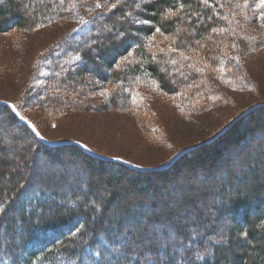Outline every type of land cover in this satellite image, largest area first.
<instances>
[{"label": "trees", "instance_id": "trees-1", "mask_svg": "<svg viewBox=\"0 0 264 264\" xmlns=\"http://www.w3.org/2000/svg\"><path fill=\"white\" fill-rule=\"evenodd\" d=\"M109 4L112 5L110 9L103 6L99 11L85 17L86 25L81 31L87 32H83L82 37L78 32L79 41L67 45L68 50L79 53L80 59L63 70L65 77L58 74L55 82L48 81L46 88L50 93L47 95L45 88L46 99L50 100L52 96L60 93L69 94L72 98L73 94H78L77 90L86 80L99 78L108 83L113 100L119 106L127 103L130 105L128 95L131 92L125 96L124 89L133 90L136 85L152 84L153 86L147 87L176 101L179 95L194 108L195 105L191 104L195 103L200 91L207 94L211 90L205 83L208 70L216 66L217 62L221 64V48L236 42L233 31L243 29L246 17L260 24L255 43L251 41L253 48L264 47V6L257 10L251 9L253 4L248 0H108L106 5ZM246 5L248 8L244 9ZM70 15L66 12L65 4L59 5L56 0H0V33L16 28H36ZM105 23L111 25V32L100 31ZM94 48L99 50L97 58L100 59L99 69L102 73L95 66L92 79L87 77V73L91 71L87 63H95L90 54ZM75 66L77 68L74 69ZM222 66L225 71L231 69L224 62ZM76 70L81 72L76 73ZM70 97L67 99L71 100ZM69 103L72 108L76 106ZM64 104L66 103L61 106L58 102L46 101L45 111L58 113L66 106ZM139 106L145 109L141 103L137 108ZM0 112L10 124L21 127L22 131L39 142L30 129L19 122L9 107L0 105ZM263 115L264 106L256 108L218 139L199 147L192 153L191 158L181 157L158 170L131 169L120 163L90 156L72 145L41 146L55 160L58 159V154L68 150L94 174L105 175L108 172L105 184L110 193L105 198L115 208L109 220L102 213L97 216L98 210H102L92 190L83 195L81 187L76 186L75 193L72 190L68 192V200L67 193L64 194L63 191L66 186L63 187L59 182L51 183L42 175H35L37 177L34 178L32 174L23 178L19 171L10 176L12 166L2 158L3 152L0 149V264H146L144 251H152L155 255L152 259L157 264H264V145L260 159L254 160L250 154L245 156L255 169L239 172L243 182L240 183L238 191H234L233 184L229 183L227 190L222 188L217 194L215 219L220 221L229 215L234 225L227 230L226 244L212 247L209 257L200 251L203 249V239L214 235L212 230H206L199 236L193 234V240L198 242L200 249L193 250L195 257L189 262L170 255L168 246L161 250L145 246L134 251L130 244L122 247L117 244L123 224H132V220L137 222L136 219L142 212H153L158 208V202L149 200L145 203L135 202L138 209L128 210L127 206H132L130 200L149 193L154 197V192L160 191L167 181H172L175 189H178L181 166L189 170L190 175L194 173L195 167H199L203 174V169L218 161L229 148L238 146L247 136L264 127ZM116 169L121 171V176ZM182 180L181 178L180 181ZM33 184L41 188L37 190L38 197L32 195L35 194L33 188L32 192L29 190ZM188 189L192 191V186H188ZM26 193L32 195V203L15 206L13 200ZM81 194L84 197L81 198ZM44 195H50L53 199L40 202L38 199ZM167 199L163 202L164 208L161 211L165 210L166 215L170 216L171 211L166 210ZM65 200L68 203H64ZM89 202L93 204L90 205ZM192 203L190 193L182 196L177 207ZM124 212L129 213L128 217L123 216ZM5 215H11L8 218L9 224H4ZM163 218L168 220L170 217ZM145 219L148 222L153 220L152 217ZM105 224L108 225V232L101 238L105 244L99 245L98 233L104 229ZM183 225L177 223L174 231L178 239L185 238L188 234ZM5 238H8L6 243ZM111 247H118L123 255L115 261L107 262L104 255ZM160 251L164 257L160 256Z\"/></svg>", "mask_w": 264, "mask_h": 264}, {"label": "rangeland", "instance_id": "rangeland-1", "mask_svg": "<svg viewBox=\"0 0 264 264\" xmlns=\"http://www.w3.org/2000/svg\"><path fill=\"white\" fill-rule=\"evenodd\" d=\"M56 1L59 5L65 4L66 12L71 14L68 18L57 21L54 19L48 24L32 29L16 28L0 33V101L10 103L15 111L24 114V118L31 122L46 140L82 143L102 157L99 159L105 161H109V158H120L139 169H164L181 157L191 158L192 153L201 147L202 143L214 138L232 120L235 119L236 122V118L244 110L264 103V47L253 48L254 44L252 46L251 43V41L255 43V35L260 30V24L248 17L245 18L243 29L233 31L236 42L221 48V56H223L221 64L217 62L216 66L208 70L209 74L206 73L208 75L206 87H211V90L207 94L203 93V90L200 91L195 103L191 104L195 105L194 108L179 95L176 101L147 87L153 86L152 84L136 85L133 90L124 89L125 96L131 92L128 95L130 105L115 104L108 83L103 79H94L92 74L95 66L98 69L101 66L100 59L97 58L98 48L90 52L95 63H87L91 69L87 77L94 80H86L77 90L78 94H73L72 98L69 94L60 93L48 100L44 97L48 81L55 82L58 74L65 77L63 70L80 59L79 53L68 50L67 45L79 41L78 32L82 37L83 32L86 31H81L86 25L85 17L99 11L103 6L107 9L112 6L106 5L108 0ZM248 1L253 4L251 9L254 10L264 6L262 0ZM246 8L247 5L244 6V9ZM103 30L111 32V25L103 24L100 31ZM222 62L229 64L231 69L225 71ZM46 90L48 91L47 88ZM48 93L50 92L48 91L47 95ZM68 96L71 100L67 99ZM51 100L61 106L66 103L64 104L66 106L58 113L52 114L45 111L46 101ZM69 102L76 106L72 108ZM139 103L143 105L144 110L142 106L137 108ZM12 112L14 114L13 110ZM262 117L264 120V115ZM20 128L10 124L6 116L0 112V149L3 152L2 158L12 166L10 176L19 171L23 178L33 174L42 175L51 183L59 182L63 187L66 186L63 191L64 194L67 193L68 200L70 199L68 192L75 193L76 186L81 187L83 195L86 191L92 190L102 210H98L97 216L102 213L103 216L107 215L109 220L115 208L111 206L108 198H105L110 193V189L105 184L108 172L105 175L94 174L68 150L58 154L56 157L58 159L55 160L51 154H48L49 151H43L41 147L44 146L43 142H36ZM200 144L202 145L168 163L181 150ZM263 145L264 127H261L251 136H247L238 146L229 148L218 161L203 169V174L199 167H195L194 173L190 175L191 172L181 166L178 189H175L172 181H167L160 191L154 192V197L149 193L133 198L134 201L130 200L132 206H127L128 210L138 209L135 202L145 203L149 200L158 202V208L153 212L148 210L142 212L137 217V222L132 220V224H123L117 237V244L121 247L130 244L134 251L145 246L156 247L158 250L168 246L170 255L189 262L195 257L193 250L200 249L198 242L193 240V234L199 236L206 230H212L214 235L203 239V249L201 248L200 251L209 257L212 247L226 244L227 230L234 225L229 215L224 216L220 221L215 219L217 194L222 188L227 190L229 183L233 184L234 191H238L240 183L243 182L239 172L255 169L245 156L250 154L254 160L258 159ZM68 146L70 145H66ZM116 170L121 176V171ZM30 186L29 190L32 192L33 188L35 191L32 195L38 197L37 190L41 188L35 184ZM188 186H192V191ZM190 193L193 198L192 206L178 208L182 196ZM30 195L26 193L14 199V205L31 204L33 200ZM83 195L81 194L80 197H84ZM166 198L168 199L165 209L171 211L170 216L166 215L165 210L161 211ZM52 199L50 195H44L38 200L49 202ZM64 203H68L67 200ZM32 205L34 206V202ZM122 214L124 217L129 215L127 212ZM10 216H4V224H9ZM163 216L170 218L163 220ZM145 217H152L153 220L148 222ZM104 222L108 223L106 220ZM177 223L184 224L188 230L185 238L178 239L175 236ZM107 227L108 225L98 233L99 245L105 244L101 238L108 232ZM111 227L114 229V226ZM1 236L4 239V236ZM7 241L8 238H5V243ZM122 255L121 249L111 247L104 255V260L112 262ZM153 256L155 255L152 251H144V260ZM160 256L164 257L161 251Z\"/></svg>", "mask_w": 264, "mask_h": 264}, {"label": "water", "instance_id": "water-1", "mask_svg": "<svg viewBox=\"0 0 264 264\" xmlns=\"http://www.w3.org/2000/svg\"><path fill=\"white\" fill-rule=\"evenodd\" d=\"M0 104H5L7 106H9L10 108H12V110L14 111L15 114L16 111L13 109V106L10 104V103H5L3 101H0ZM258 106H264V103L262 104H257V105H254L253 107H258ZM249 109V108H248ZM247 109V110H248ZM242 116L239 115L238 117ZM237 117V118H238ZM235 121L232 120L227 126H225V128H223L214 138H216L217 136H219L220 134H222L233 122ZM33 132L34 134L36 135V137L43 143L45 144H48L49 146H63V145H75L81 149H83L84 151H86L87 153L91 154L92 156H95V157H98V158H102V157H99L97 154H95L93 151L89 150L84 144L82 143H79V142H75V141H50V140H46L44 139L43 137H41L37 132L36 130L33 128L32 124H30L29 122H26V121H23ZM214 138L202 143V144H206V143H209L210 141H212ZM202 144L198 145V146H192V147H187L183 150H181L180 152H178L177 154H175L173 156V158L168 162V163H172L174 162L176 159H178L181 155H183L185 152L189 151V150H192L194 149L195 147H199L201 146ZM109 160H113L111 158H109ZM121 163L123 164H126L125 162L121 161ZM159 168H144V170H157Z\"/></svg>", "mask_w": 264, "mask_h": 264}, {"label": "bare ground", "instance_id": "bare-ground-1", "mask_svg": "<svg viewBox=\"0 0 264 264\" xmlns=\"http://www.w3.org/2000/svg\"><path fill=\"white\" fill-rule=\"evenodd\" d=\"M258 107H260V106H258ZM263 107V106H262ZM255 108H257V107H253V106H251V107H249V109L247 110H244L243 112H242V116H240V117H238V118H236L237 120H236V122L238 121V120H240L241 118H243V117H245V116H247L253 109H255ZM251 110V111H250ZM236 122H234V123H232L224 132H226L232 125H234ZM223 132V133H224ZM220 136H217L216 138H214L212 141H214V140H216V139H218ZM208 144V143H207ZM206 144V145H207ZM204 145V144H203ZM202 145V146H203ZM144 171H146V170H144Z\"/></svg>", "mask_w": 264, "mask_h": 264}, {"label": "snow or ice", "instance_id": "snow-or-ice-1", "mask_svg": "<svg viewBox=\"0 0 264 264\" xmlns=\"http://www.w3.org/2000/svg\"><path fill=\"white\" fill-rule=\"evenodd\" d=\"M262 3H264V0H262ZM17 115H19V113H17ZM146 264H157V261L155 259L148 258L146 260Z\"/></svg>", "mask_w": 264, "mask_h": 264}]
</instances>
